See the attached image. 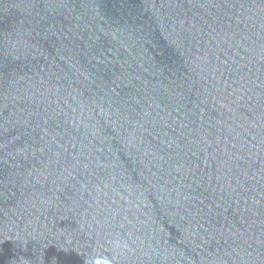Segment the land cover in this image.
<instances>
[{
	"label": "water",
	"instance_id": "1",
	"mask_svg": "<svg viewBox=\"0 0 264 264\" xmlns=\"http://www.w3.org/2000/svg\"><path fill=\"white\" fill-rule=\"evenodd\" d=\"M0 264H264V0H0Z\"/></svg>",
	"mask_w": 264,
	"mask_h": 264
}]
</instances>
